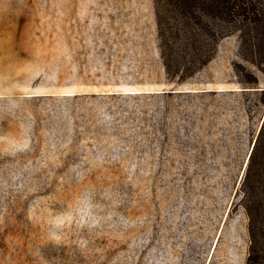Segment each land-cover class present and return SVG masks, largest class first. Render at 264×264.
Returning <instances> with one entry per match:
<instances>
[{"label": "rangeland", "instance_id": "rangeland-1", "mask_svg": "<svg viewBox=\"0 0 264 264\" xmlns=\"http://www.w3.org/2000/svg\"><path fill=\"white\" fill-rule=\"evenodd\" d=\"M263 123L264 42L172 78L153 0H0V264H245Z\"/></svg>", "mask_w": 264, "mask_h": 264}, {"label": "trees", "instance_id": "trees-1", "mask_svg": "<svg viewBox=\"0 0 264 264\" xmlns=\"http://www.w3.org/2000/svg\"><path fill=\"white\" fill-rule=\"evenodd\" d=\"M153 4L160 56L172 78L190 75L208 62L228 33L239 31L243 39L264 42V12L254 0H153ZM259 146L257 137L245 179L251 175L250 164ZM256 180L244 184L250 240L245 264H264L263 171H258Z\"/></svg>", "mask_w": 264, "mask_h": 264}]
</instances>
